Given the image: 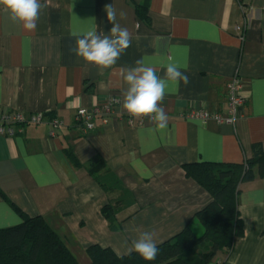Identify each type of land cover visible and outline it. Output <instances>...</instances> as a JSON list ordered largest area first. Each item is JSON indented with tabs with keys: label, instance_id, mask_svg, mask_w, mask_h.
<instances>
[{
	"label": "crops",
	"instance_id": "crops-1",
	"mask_svg": "<svg viewBox=\"0 0 264 264\" xmlns=\"http://www.w3.org/2000/svg\"><path fill=\"white\" fill-rule=\"evenodd\" d=\"M143 2L41 0L46 7L34 31L0 7V108L65 122L56 136L47 122L27 125L14 137L0 134V229L22 223L24 215L43 216L81 264L91 262L87 248L95 244L130 254L144 231L155 233L157 245L189 224L200 234L194 216L211 196L186 175L184 164L243 163L255 143H264V0H150L149 23L135 11ZM108 4L128 28L131 46L111 68L100 69L75 55L73 34L108 33ZM137 60L161 77L169 62L188 76L187 85L169 82L162 104L167 126L148 118L128 126L113 117L97 120L88 133L78 128V107L110 96L123 101L124 72ZM236 74L247 102L235 124L180 117L193 107L227 114V83ZM67 148L83 165L105 160V178L114 187L104 190L84 167H75ZM107 204L117 228L102 212ZM238 210L244 232L215 259L264 264V176L241 183Z\"/></svg>",
	"mask_w": 264,
	"mask_h": 264
},
{
	"label": "trees",
	"instance_id": "trees-1",
	"mask_svg": "<svg viewBox=\"0 0 264 264\" xmlns=\"http://www.w3.org/2000/svg\"><path fill=\"white\" fill-rule=\"evenodd\" d=\"M150 0L135 3L137 16L149 23ZM53 116V114H50ZM71 163L84 167L104 188L114 186L105 175L109 167L103 159L83 165L71 148L66 149ZM185 173L195 179L211 196L194 219L202 227L199 234L189 224L172 239L158 244L153 261H145L135 251L119 256L109 247L87 248L89 264H211L219 252H230L235 239L244 232L238 210L240 185L264 176V143L253 145V155L243 163L194 162L184 164ZM102 212L112 228H117L115 210L107 204ZM0 264H81L65 240L43 216H23L22 223L0 229Z\"/></svg>",
	"mask_w": 264,
	"mask_h": 264
},
{
	"label": "clouds",
	"instance_id": "clouds-1",
	"mask_svg": "<svg viewBox=\"0 0 264 264\" xmlns=\"http://www.w3.org/2000/svg\"><path fill=\"white\" fill-rule=\"evenodd\" d=\"M9 18L22 25L27 31H34L40 13L46 4L41 0H0ZM107 20L112 25L108 33L97 32L95 29L76 36L73 52L85 62L100 69H109L119 60L126 49L131 46V34L123 27L117 11L112 4L105 7ZM120 19L124 13L119 14ZM123 79L126 89L122 92V108L132 117H147L159 128L167 126V113L162 106L169 82L177 87L181 82L189 83L188 76L176 63L166 65L164 76H158L156 69L147 66L142 60L136 61V66L125 70ZM119 102V101H117ZM130 251H135L145 261H153L158 254L157 240L153 231H144L132 242Z\"/></svg>",
	"mask_w": 264,
	"mask_h": 264
},
{
	"label": "built area",
	"instance_id": "built-area-1",
	"mask_svg": "<svg viewBox=\"0 0 264 264\" xmlns=\"http://www.w3.org/2000/svg\"><path fill=\"white\" fill-rule=\"evenodd\" d=\"M242 80L236 74L227 83L228 111L227 114L209 111L205 108L193 107L183 113L180 117L185 119L200 120L204 123L214 120L217 123L235 124L240 116V109L247 102V98L242 94ZM119 101V102H117ZM123 101L117 96H110L108 99L96 102L91 107H78L75 114V124L83 132L88 133L96 129L97 120L107 123L113 117L126 122L128 126L142 125L147 117L130 116L123 108ZM47 122L50 126L49 133L56 136L58 130L65 126V122L48 113L36 112L26 114L18 110H4L0 108V134L14 137L24 132L27 125H37ZM211 264H221L220 260H215Z\"/></svg>",
	"mask_w": 264,
	"mask_h": 264
}]
</instances>
